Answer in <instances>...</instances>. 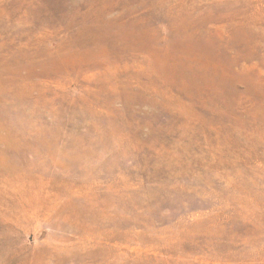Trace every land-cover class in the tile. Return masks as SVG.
I'll list each match as a JSON object with an SVG mask.
<instances>
[{"label":"rangeland","instance_id":"obj_1","mask_svg":"<svg viewBox=\"0 0 264 264\" xmlns=\"http://www.w3.org/2000/svg\"><path fill=\"white\" fill-rule=\"evenodd\" d=\"M0 264H264V0H0Z\"/></svg>","mask_w":264,"mask_h":264}]
</instances>
